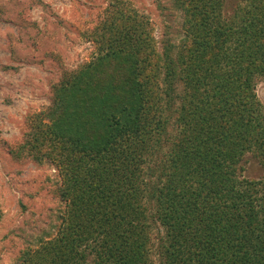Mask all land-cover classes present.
I'll list each match as a JSON object with an SVG mask.
<instances>
[{
  "label": "trees",
  "instance_id": "1",
  "mask_svg": "<svg viewBox=\"0 0 264 264\" xmlns=\"http://www.w3.org/2000/svg\"><path fill=\"white\" fill-rule=\"evenodd\" d=\"M224 3L172 0L184 36L160 51L149 20L112 1L93 59L11 150L59 167L66 205L17 264H153L156 229L160 264H264V177L238 175L247 153L264 172V0Z\"/></svg>",
  "mask_w": 264,
  "mask_h": 264
},
{
  "label": "rangeland",
  "instance_id": "2",
  "mask_svg": "<svg viewBox=\"0 0 264 264\" xmlns=\"http://www.w3.org/2000/svg\"><path fill=\"white\" fill-rule=\"evenodd\" d=\"M112 1L0 0V264H17L24 251L53 238L60 226L66 205L58 195L59 167L15 157L11 150L27 131V117L51 104L52 87L62 75L93 59L96 45L90 34ZM124 1L149 20L160 51L166 40L178 46L183 17L172 0ZM243 4L225 0L224 13L233 14ZM255 92L264 108V80ZM238 175L258 180L264 172L247 153ZM161 235L160 229L153 233V264H160Z\"/></svg>",
  "mask_w": 264,
  "mask_h": 264
}]
</instances>
